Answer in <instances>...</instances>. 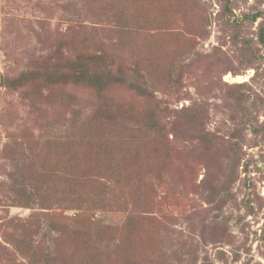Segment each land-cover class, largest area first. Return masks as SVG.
<instances>
[{"label":"rangeland","instance_id":"1","mask_svg":"<svg viewBox=\"0 0 264 264\" xmlns=\"http://www.w3.org/2000/svg\"><path fill=\"white\" fill-rule=\"evenodd\" d=\"M62 38L74 49L58 52ZM99 51L118 59L97 92L72 81L71 65L80 54L106 71L87 58ZM52 68L62 79L46 83ZM23 73L38 78L13 85ZM97 110L119 124H84ZM151 111L159 132L136 124ZM85 142L111 158L126 205L110 196L109 209L81 217L5 205L10 173L39 177L44 156L60 172L62 153ZM11 218L65 228L45 240L76 250L61 264H80L88 246L95 264H264V0H0V264H29L10 242L26 251L37 236ZM91 223L92 242L71 234Z\"/></svg>","mask_w":264,"mask_h":264},{"label":"trees","instance_id":"2","mask_svg":"<svg viewBox=\"0 0 264 264\" xmlns=\"http://www.w3.org/2000/svg\"><path fill=\"white\" fill-rule=\"evenodd\" d=\"M83 40L85 41V35L83 36ZM63 47L67 49H74V47L64 38L59 40L57 44V51L59 52ZM77 57L79 64L73 63L71 65V68L75 73V78L72 77V81H81L83 78L85 80L84 85L96 89L97 92L102 91L105 86L112 82L111 79H107L110 75L107 69L108 65L115 64L118 59V56L114 51L109 54L99 51L95 54L87 56L89 60L93 59L98 61L99 59L100 65H106V71L105 69H90L85 67L82 65L83 62L80 60V54H77ZM51 71H53V68L44 72L41 76L42 80L46 83L61 81L62 78H56ZM20 76L21 77L18 79H15L13 85L18 83L23 84L24 82L26 84L29 80L38 78L35 73H23ZM6 82L11 85L13 80H7ZM237 85L240 84L238 83ZM91 115L84 118V124L86 123L87 126L97 123L100 119L109 122V125L119 124L116 120L114 121V117H112L110 113L104 112V110H97L93 116ZM154 116L155 114L151 111L150 115L147 117L145 116L142 120H139V122L136 121V124L144 128L145 131L159 132L161 127ZM77 118L78 115L74 114L70 118H64L63 121L65 123L73 124ZM203 139H206V136H204ZM95 145H87L85 142L82 151L80 150L76 152L73 157L72 155L69 157L66 155V152H63L60 163H63L66 168L60 166V172H58L59 164L52 163L49 158L44 156L49 172H43V174L39 177H29L30 175L26 173L28 177H24L20 181H16L13 178V173H10L8 177L11 180V183L9 184V193H11V195H7L6 199L8 200L6 201L8 204L5 205H19L30 208L36 203L43 206L58 205L64 209L78 210L75 217L86 215L92 210L105 211L109 209L111 200L110 196L115 197L116 199H121L124 205H126L124 202V196L119 193H114V189L112 188L114 185L113 182H115V179L113 178L116 177V174L115 166L112 163L111 158L108 157L105 162H100L98 158H94L93 152L96 153ZM71 163L73 164V168ZM97 166L103 168L104 170L105 168H108L109 173L107 174L108 176L105 177L107 179L102 180L99 178L106 173L103 171L97 172L100 170H94ZM123 207H125L123 209L128 210L126 206ZM115 208L117 207L114 206L112 210ZM8 223L13 227L22 230L24 232L23 236L26 239L31 240L33 237L37 236L35 242L32 240L26 251L17 246L15 242H10L14 245L16 252L22 255V257H24L29 264H61V259L69 257L68 255L73 256L74 260L76 250L67 245L60 247L59 242L56 240L57 236H66V234L69 233L65 232V228H57L54 222L49 221L48 224L43 227H46V230H41L39 222H33L30 219L18 220L11 218L8 220ZM96 228V225L91 223V225L85 227L74 228L75 230L71 231V234L74 236H83L85 243L87 244L88 242H92L91 237L93 236V231ZM55 229L59 230L60 233L52 240L53 245L50 247L45 244V240L50 239V232ZM90 247L91 246H88L91 252L90 255L88 256V254H86L80 264H95V262L92 261V258L99 248Z\"/></svg>","mask_w":264,"mask_h":264},{"label":"bare ground","instance_id":"3","mask_svg":"<svg viewBox=\"0 0 264 264\" xmlns=\"http://www.w3.org/2000/svg\"><path fill=\"white\" fill-rule=\"evenodd\" d=\"M230 78H231L232 80H236V79H237V80H241V79L243 78V76H236V77H235V76H231Z\"/></svg>","mask_w":264,"mask_h":264}]
</instances>
